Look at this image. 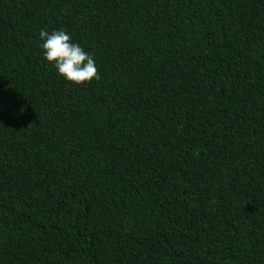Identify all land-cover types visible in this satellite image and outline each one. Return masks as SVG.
I'll return each instance as SVG.
<instances>
[{"label":"trees","instance_id":"1","mask_svg":"<svg viewBox=\"0 0 264 264\" xmlns=\"http://www.w3.org/2000/svg\"><path fill=\"white\" fill-rule=\"evenodd\" d=\"M0 264H264V0H0Z\"/></svg>","mask_w":264,"mask_h":264},{"label":"clouds","instance_id":"2","mask_svg":"<svg viewBox=\"0 0 264 264\" xmlns=\"http://www.w3.org/2000/svg\"><path fill=\"white\" fill-rule=\"evenodd\" d=\"M38 37L44 59L65 80L80 84L99 79L93 54L85 51L64 28H41Z\"/></svg>","mask_w":264,"mask_h":264}]
</instances>
